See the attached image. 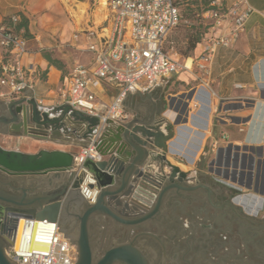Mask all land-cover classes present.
<instances>
[{
  "label": "crops",
  "instance_id": "obj_1",
  "mask_svg": "<svg viewBox=\"0 0 264 264\" xmlns=\"http://www.w3.org/2000/svg\"><path fill=\"white\" fill-rule=\"evenodd\" d=\"M73 1L86 4L87 0H0V12L3 15L18 13L27 20V32L33 39L29 38V53L24 61L44 74V80L37 84L36 94L45 108L54 106L53 99L66 74L62 75L40 54V49L52 48L43 37L51 36V33L57 30L63 29V32H69L72 28H78L70 32L68 46L82 54L78 63L89 66L91 54L86 49L85 32L90 28L96 29L105 15L96 23L94 10L91 13L86 11V14L82 15L83 21L77 26L74 20L68 21V14L71 15L68 8L76 12ZM214 1L223 6L242 1V9L250 8L251 12L244 31L227 47L217 49L208 71L201 75L200 80L197 79L199 74L196 73L194 61L201 54L202 46L197 47L190 58L181 62L176 59L185 64L187 69L162 79L157 88L150 92L129 94L124 101V111L128 114V119L121 124L136 120L142 124L159 125L164 132L170 128L173 132L170 143L175 141L176 132L181 130L188 132L184 141L179 137L180 145L173 150L174 152H166L165 158L168 162L175 155H180L187 163L192 164L206 154L225 150L231 155L229 156L231 160L237 158L239 166L241 160L244 161L247 179L258 176L261 182H258L255 188L262 190L258 198L264 200V0ZM231 27L228 21L224 22L216 35L228 34ZM79 46L84 47L79 49ZM62 60L67 62V59ZM188 61H190L189 65H187ZM196 80L199 84L189 91L188 98L182 99L172 94L163 95L164 90H171L176 85L185 89V85ZM93 90L104 101H109L116 93L114 88L93 87ZM11 101L6 98L0 99V117H3L5 107ZM82 128L84 129V126ZM81 133L82 130L73 136L63 134L61 139L43 141L16 136L9 130L6 135L0 134V146L28 154L45 149L62 150L77 155L82 148L91 145L89 140L81 137ZM192 133L195 134L194 137L191 136ZM156 153L159 155V152ZM210 160L212 164V157ZM159 163L152 164V167ZM255 164L258 166L257 171L252 172L251 166ZM197 171L203 173L201 169ZM213 171L230 179L235 177L232 170L227 171L221 167L213 168ZM207 173L208 171L203 174ZM238 173L239 170L235 172L237 176ZM34 180L40 185L51 183L50 188L53 190L59 186V178L55 174L38 176ZM245 184L250 185L248 182ZM42 189L46 191V188ZM39 192L40 190H37L28 195L31 198ZM69 212L74 211L70 209ZM100 221L101 224L102 220ZM59 231L63 233L64 230L59 229ZM63 234L66 236L65 233Z\"/></svg>",
  "mask_w": 264,
  "mask_h": 264
},
{
  "label": "water",
  "instance_id": "obj_2",
  "mask_svg": "<svg viewBox=\"0 0 264 264\" xmlns=\"http://www.w3.org/2000/svg\"><path fill=\"white\" fill-rule=\"evenodd\" d=\"M5 110L0 117V134L6 135L11 130L16 136L50 141L63 138V134L76 135L82 130L81 137L90 141L102 159L98 162L87 159L76 168L74 154L69 152L41 149L28 154L0 146V264H13L5 254L7 248L20 256L43 250L39 246L31 249L35 226L36 238H50L56 227L64 230L68 217L78 222L75 264H143L141 254L127 246H113L93 263L89 224L107 218L115 223L134 225L150 217L135 219L141 206L134 190L138 185L147 187L145 180L156 181L152 164L164 161L166 152H171L172 130L167 128L164 132L159 125L136 120L126 124L108 120L102 125L97 117L84 115L67 105L43 109L30 91L9 102ZM170 167L173 169L171 177L179 172L177 167ZM49 174L59 178L55 190L50 188L51 183L40 185L34 180ZM172 187L167 186L162 191L156 209L163 194ZM37 190L40 192L30 198L28 194ZM254 191L262 193L261 189L254 188ZM260 200L263 203V198ZM70 209L74 212H69ZM3 219L11 221V226L3 228ZM22 221V241L17 251L16 240ZM63 233L66 234L65 230Z\"/></svg>",
  "mask_w": 264,
  "mask_h": 264
},
{
  "label": "built area",
  "instance_id": "obj_3",
  "mask_svg": "<svg viewBox=\"0 0 264 264\" xmlns=\"http://www.w3.org/2000/svg\"><path fill=\"white\" fill-rule=\"evenodd\" d=\"M176 1L106 0L107 12L99 26L85 32L91 63H74L71 72L62 78L53 107L70 106L97 117L102 125L108 120L121 124L128 119L124 101L129 94L150 92L162 79L187 69L165 48L167 38L182 20ZM241 5L242 1L228 6L212 1L213 9L201 14L202 23L208 27L199 44L202 52L194 61L197 79L208 71L217 49L227 47L244 31L251 9H242ZM20 20L18 13L5 16L0 12V99L17 100L30 91L38 105L47 109L36 94L37 84L44 80L43 73L24 61L29 53V38L23 28L16 30ZM226 21L231 30L217 36ZM93 87L114 88L116 93L104 101ZM87 159H102L92 144L74 155V166L78 168ZM5 254L13 264H75L77 260L75 245L57 227L49 238L47 251L33 250L20 256L7 248Z\"/></svg>",
  "mask_w": 264,
  "mask_h": 264
},
{
  "label": "flooded vegetation",
  "instance_id": "obj_4",
  "mask_svg": "<svg viewBox=\"0 0 264 264\" xmlns=\"http://www.w3.org/2000/svg\"><path fill=\"white\" fill-rule=\"evenodd\" d=\"M158 163L153 167L156 181L145 180L147 187L138 185L134 190L141 206L135 219L150 215L147 220L124 225L104 218L101 224H89L93 263L113 246L135 249L143 264H250L249 255L263 253L259 240L264 236V200L261 203L258 192L197 169L183 172L177 167L179 172L171 177L174 165L166 158ZM68 218L63 228L75 245L78 222ZM1 222L3 228L11 226L8 219ZM235 240L240 241L237 250Z\"/></svg>",
  "mask_w": 264,
  "mask_h": 264
},
{
  "label": "rangeland",
  "instance_id": "obj_5",
  "mask_svg": "<svg viewBox=\"0 0 264 264\" xmlns=\"http://www.w3.org/2000/svg\"><path fill=\"white\" fill-rule=\"evenodd\" d=\"M178 2H179L178 7L182 15V20L180 24L178 25V27L167 38L165 48L167 51H169L173 55L175 59H179V61L181 62L183 59L190 58L191 56L194 55V50H190V45H191L190 39H191V35H195V33L200 30L198 28V25H199L198 15L201 11V5L199 3V0H185V1L178 0ZM73 3H74L73 7L74 9H76V12H72V10L68 8V11L71 13V15L68 14V17H69L68 21L72 22L74 20L77 26L80 25L81 21H83L82 15H85L86 11L91 13L94 10L93 14H94L96 23H98L99 19L106 13V6H105L106 0H87L86 4H80V3H77L76 1H73ZM72 30H78V28L76 29L72 28L69 32L67 31L63 32V29L57 30L55 33H51V36H44L43 39L45 41L47 40L52 45V48H43L39 50L42 56H43V53H48L51 57L58 59L60 61L62 59H67V62H65V60H62L63 62H61L63 64V67L59 71L61 72L62 75L67 74L71 70L72 65L75 62L80 61L82 57V54L80 53V51L68 46V39L70 38V32ZM28 37L30 39H33V37L32 36L30 37V35ZM59 47L61 49L60 51L58 50ZM82 47L84 46H79V49ZM198 84H199L198 80H196V82L193 81L189 85L187 86L185 85L186 90L176 85L171 90H164L163 95L167 96L168 94H172L177 97L180 96L182 99L185 97L188 98L189 91H191L192 88L196 87ZM176 134L177 135L175 139H177V137H180L184 141V139H187L186 134H188V132L186 131L184 132L183 130H181L177 132ZM191 136L194 137L195 134L192 133ZM229 156L231 155L227 153L225 150H218L214 154H206L205 156H203V158H198V160L196 162H193L192 164L187 163L182 156L180 157L178 155H175V157H172L171 159H169V162L172 165L178 167L183 172H191V171H195L196 169H201L203 173L207 171L208 173L212 172L213 174L211 173L210 174L207 173V174L213 175L215 177H219L225 182L239 185L243 189H245L246 187L249 189H254L256 184H258V182H261V180L259 181L258 176L255 175L253 178L250 177L247 179V176H245L246 167H245L244 161L241 160V165L239 166L237 163V158L234 157V160L232 161ZM211 157L213 159L212 164L210 160ZM178 163L181 165H179ZM218 167H221L222 169H225L227 171L232 170L235 176L234 179H230L228 177L223 176L220 173L213 171V168H218ZM257 167L258 166L256 164L251 166V171L256 172ZM164 170L165 171L168 170L166 166H164ZM237 170H239L238 176L235 174ZM236 177H237V180H236ZM247 182L250 185H246L245 183ZM248 192H251V191H248ZM259 241H260L259 249H262L263 253L249 255L250 264H259V263H262V260H264V236L263 235H261ZM233 246L236 250L240 248L241 247L240 241L235 240ZM251 250L252 248L250 249V252ZM220 254L224 255L225 252L220 251Z\"/></svg>",
  "mask_w": 264,
  "mask_h": 264
},
{
  "label": "trees",
  "instance_id": "obj_6",
  "mask_svg": "<svg viewBox=\"0 0 264 264\" xmlns=\"http://www.w3.org/2000/svg\"><path fill=\"white\" fill-rule=\"evenodd\" d=\"M185 1V0H183ZM214 1V0H199V3L201 5V11L198 15V18H199V25H198V28L200 29H197L199 31H197L195 33V35H191V39H190V42H191V45H190V50H195L197 47H199V44H200V40H201V37L202 35L204 34V32L206 31L207 29V25H204L202 23V20H201V14L204 12V11H207V10H210V9H213V7L211 6V2ZM176 4L179 5V2L178 0L176 1ZM199 6V5H197ZM200 8V7H198ZM16 30L18 29H25V37L29 38L28 36V32H27V20L21 16V20L20 22L16 25ZM43 58L47 60V62L54 66L55 68H57L58 70H61L62 67H63V64L61 63L60 60L58 59H55L53 57H51L48 53H43Z\"/></svg>",
  "mask_w": 264,
  "mask_h": 264
},
{
  "label": "bare ground",
  "instance_id": "obj_7",
  "mask_svg": "<svg viewBox=\"0 0 264 264\" xmlns=\"http://www.w3.org/2000/svg\"><path fill=\"white\" fill-rule=\"evenodd\" d=\"M103 5H104V3H103ZM187 65H189V61H188ZM179 145H180V141H179V137H177V139H175V141L172 143L171 152H174L173 150L178 148ZM23 227H24V222L22 221L19 224V231H18V236H17V240H16V250L17 251H19V249H20V245H21V241H22ZM37 234H38L37 233V226H35V231L33 232L32 241H31V249H33L35 246H39V247H42V249H43L42 251H47L48 247H49V236L42 237L43 239L40 240V239L36 238Z\"/></svg>",
  "mask_w": 264,
  "mask_h": 264
}]
</instances>
